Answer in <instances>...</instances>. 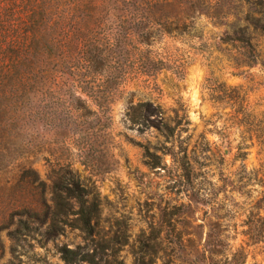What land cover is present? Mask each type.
Listing matches in <instances>:
<instances>
[{
    "label": "trees",
    "instance_id": "obj_1",
    "mask_svg": "<svg viewBox=\"0 0 264 264\" xmlns=\"http://www.w3.org/2000/svg\"><path fill=\"white\" fill-rule=\"evenodd\" d=\"M261 5L259 0H10L0 5V23L12 28H0V194L14 191L17 215L41 226L47 225L51 213L43 232L50 237L56 222L74 216L72 227L98 245L92 252L79 246L59 248L66 264H100L98 249L112 247L111 255H118L129 235L124 231L119 241L101 234L100 193L95 183L80 180L71 163H62V146L72 139L82 166L98 176L111 172L112 164L101 154L120 87L135 74L154 78L164 66L149 48L165 37L180 42L201 38L202 20L234 35L264 31ZM207 88L214 101L228 104L235 115H248L245 98L236 88L220 83ZM138 96L132 91L124 98L123 122L140 134L157 132L159 146L153 153L146 151L153 159L146 165L163 171L178 190L159 196L156 220L146 221L132 264H156L157 259L170 264L178 254L187 260L222 256L231 264H244L242 251L229 249L230 234L221 225L228 193L245 195L246 184H235L229 177H221L218 187L203 184L182 136L188 128L179 127V111L169 117L151 99L134 102ZM38 126L50 140L35 142L33 130ZM42 152L48 154L45 180L29 160ZM261 201L264 190L255 204L251 201L241 232L252 244L264 243V216L256 205ZM200 212L203 219L197 223Z\"/></svg>",
    "mask_w": 264,
    "mask_h": 264
},
{
    "label": "rangeland",
    "instance_id": "obj_2",
    "mask_svg": "<svg viewBox=\"0 0 264 264\" xmlns=\"http://www.w3.org/2000/svg\"><path fill=\"white\" fill-rule=\"evenodd\" d=\"M259 1L262 5L258 9L264 12V0ZM9 2L1 0L0 5ZM3 26L4 23H0V28L12 29ZM201 27V38L180 42L165 37L150 47L152 57L164 63L162 70L154 78L135 74L120 87L109 112L104 138L106 147L101 154L105 162L112 164L111 172L98 176L82 166L72 139L62 146V163H71L80 180L87 185L95 183L100 193L101 234L117 236L119 241H123L124 231L129 235L128 243L118 255H111L112 247L98 249L96 259L100 264H115L116 260L132 264L141 231L147 227L146 221L156 220L155 204L159 196L178 190L163 171L146 165L153 160L146 151L153 153L159 146L157 132L150 129L140 134L123 122L124 98L132 91L139 95L134 102L151 99L159 103L169 117H175L173 110L179 111V127L188 128L182 136L187 138L189 155L195 160L193 169L203 184L212 183L218 187L222 184L221 177H229L235 184H240L235 181L246 184L245 195L228 188L231 193L225 202L226 219L221 229L225 228L230 234L231 252L241 250L244 254V264H264V243L252 244L241 234L246 228L244 221L250 213L251 201L255 204L264 190L260 183L264 182V31L251 30L250 34L234 35L224 26L215 27L205 20ZM219 83L236 88L239 95L244 96L247 116L235 115L228 104L214 101L207 87L213 88ZM184 114L187 118H183ZM33 131L36 143L50 140L48 132L40 126ZM45 158L48 154L42 152L29 159L43 180L48 172ZM166 162L170 163L169 157ZM17 171L16 167L14 172ZM13 185L14 182L10 185L12 189ZM222 197L220 193L219 198ZM16 199L14 191L0 194V264H66L59 248L79 246L92 252L98 245L72 227L74 216H69L65 223L56 222L53 237L45 235L43 232L51 223L52 214L47 215V225L41 226L31 218L17 215L18 211L13 208ZM256 205L264 216V201ZM197 216V223H201L203 213ZM156 264H162L160 259ZM170 264L231 263L222 256L212 260L196 257L187 260L178 254Z\"/></svg>",
    "mask_w": 264,
    "mask_h": 264
}]
</instances>
